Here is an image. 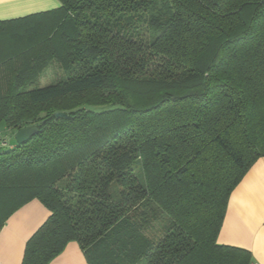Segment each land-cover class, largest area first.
I'll list each match as a JSON object with an SVG mask.
<instances>
[{
    "label": "trees",
    "instance_id": "obj_1",
    "mask_svg": "<svg viewBox=\"0 0 264 264\" xmlns=\"http://www.w3.org/2000/svg\"><path fill=\"white\" fill-rule=\"evenodd\" d=\"M60 2L0 21V123L39 126L0 132V231L33 199L50 211L22 264L72 240L89 264H251L218 236L264 156V0Z\"/></svg>",
    "mask_w": 264,
    "mask_h": 264
},
{
    "label": "crops",
    "instance_id": "obj_2",
    "mask_svg": "<svg viewBox=\"0 0 264 264\" xmlns=\"http://www.w3.org/2000/svg\"><path fill=\"white\" fill-rule=\"evenodd\" d=\"M60 6V0H0V21ZM49 216L50 211L38 199L17 210L0 231V264H22L27 241ZM218 242L246 249L252 262L264 264V156L232 192ZM51 264L89 262L80 244L72 240Z\"/></svg>",
    "mask_w": 264,
    "mask_h": 264
},
{
    "label": "rangeland",
    "instance_id": "obj_3",
    "mask_svg": "<svg viewBox=\"0 0 264 264\" xmlns=\"http://www.w3.org/2000/svg\"><path fill=\"white\" fill-rule=\"evenodd\" d=\"M106 19V17L104 18ZM114 22V23H113ZM110 23H113V28L114 29H119L123 33H125L126 36L132 35L133 38L135 39H144V38H149L151 36L154 37L157 32L154 30H146L144 27L142 21L138 20H130L129 22H126L124 20H121L119 22L113 21V19L110 21ZM46 77L44 76L41 78V85H45L51 82L56 81L57 78L59 77H66V73L62 71L57 64L51 65L47 70H46ZM0 132L2 133V137L7 140L10 144H14L16 142L15 139V132L11 131L6 128V125L3 123H0ZM66 179L61 181L59 183L60 187H64L66 183ZM162 219H165L164 217ZM163 223V222H162ZM161 223V224H162Z\"/></svg>",
    "mask_w": 264,
    "mask_h": 264
},
{
    "label": "water",
    "instance_id": "obj_4",
    "mask_svg": "<svg viewBox=\"0 0 264 264\" xmlns=\"http://www.w3.org/2000/svg\"><path fill=\"white\" fill-rule=\"evenodd\" d=\"M57 117H64L67 116V114L63 112H58L56 114ZM39 132V126L38 125H29L20 128L15 132V139L17 143L21 144L24 143L25 141L29 140L32 136L37 134Z\"/></svg>",
    "mask_w": 264,
    "mask_h": 264
},
{
    "label": "built area",
    "instance_id": "obj_5",
    "mask_svg": "<svg viewBox=\"0 0 264 264\" xmlns=\"http://www.w3.org/2000/svg\"><path fill=\"white\" fill-rule=\"evenodd\" d=\"M0 138H1V133H0ZM251 264H258V263L252 262Z\"/></svg>",
    "mask_w": 264,
    "mask_h": 264
}]
</instances>
